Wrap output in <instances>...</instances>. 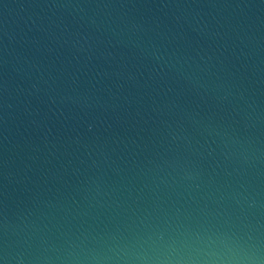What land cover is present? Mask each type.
<instances>
[{
  "label": "water",
  "instance_id": "water-1",
  "mask_svg": "<svg viewBox=\"0 0 264 264\" xmlns=\"http://www.w3.org/2000/svg\"><path fill=\"white\" fill-rule=\"evenodd\" d=\"M164 222L264 244V0H0V264Z\"/></svg>",
  "mask_w": 264,
  "mask_h": 264
},
{
  "label": "clouds",
  "instance_id": "clouds-1",
  "mask_svg": "<svg viewBox=\"0 0 264 264\" xmlns=\"http://www.w3.org/2000/svg\"><path fill=\"white\" fill-rule=\"evenodd\" d=\"M105 264H264V244L204 226L164 222L114 250Z\"/></svg>",
  "mask_w": 264,
  "mask_h": 264
}]
</instances>
